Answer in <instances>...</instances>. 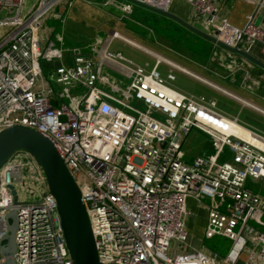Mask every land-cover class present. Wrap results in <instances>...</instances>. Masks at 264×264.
Segmentation results:
<instances>
[{
  "label": "built area",
  "instance_id": "2783aa9c",
  "mask_svg": "<svg viewBox=\"0 0 264 264\" xmlns=\"http://www.w3.org/2000/svg\"><path fill=\"white\" fill-rule=\"evenodd\" d=\"M73 1L32 0L24 8L25 0H0V130L26 127L51 143L78 188L99 264H218L214 254L186 246L189 198L208 201L203 238L230 241L222 264H264V196L246 183L264 180V138L222 114L215 100L168 86L176 72L204 81L116 32L84 53L56 46L42 24L59 20ZM132 1L168 12L174 0ZM179 1L189 8V24L246 54L257 45L264 60V31L251 16L237 28L214 0ZM114 39L153 64L146 69L109 52ZM192 130L209 139V151L186 161L182 147ZM39 168L23 151L0 166V237L13 210L14 264H72ZM25 171L43 194L14 205L8 186L22 185Z\"/></svg>",
  "mask_w": 264,
  "mask_h": 264
},
{
  "label": "rangeland",
  "instance_id": "374dc122",
  "mask_svg": "<svg viewBox=\"0 0 264 264\" xmlns=\"http://www.w3.org/2000/svg\"><path fill=\"white\" fill-rule=\"evenodd\" d=\"M102 1L104 0L73 1L65 9V12L59 20H50L54 24L50 40L61 49L84 53L89 47H98L101 45L103 40L109 37L110 32H116L135 45L152 51L178 64L191 73L225 88L219 81L206 76L198 68L202 65H207L208 62L176 46L172 42L164 40L158 34V30L168 29L162 27L158 22L156 15L159 14L134 4H131L128 13H124L121 11V8L125 2L113 0L112 6H103L101 4ZM186 9V5L180 1H175L170 6L171 12L183 18L186 16ZM51 22H48L49 26ZM219 50L217 51L219 52ZM108 51L118 52L121 56L139 66L148 64L146 69L153 64V59L150 56L120 40H111ZM210 54L211 56L217 55L213 50L210 51ZM213 70L215 71V68ZM158 71L163 76L165 67L160 65ZM106 74L112 78L118 77L109 70H106ZM174 78L175 80L168 85L171 88L195 98L201 96L211 98L215 100L217 109L226 110L232 115L235 114L234 105L214 91L207 89L190 77L178 72L174 73ZM205 151H209V139L201 133L192 130L183 143L182 156L184 160L188 161L195 155ZM246 183L252 192L264 196V180H252L248 178ZM42 188L43 185L36 180V176L28 171L24 172L22 185L18 184L14 187L17 200L20 203L38 201L43 194ZM203 202L205 203L206 201L204 200ZM186 220L191 230L186 243L187 248L201 249L206 253L214 254L219 260L218 264H222L221 260L230 248V241L220 236L205 239L203 238L202 229H200L201 227L197 219L189 214L186 216ZM249 248L248 244L241 252L238 258L239 261H247Z\"/></svg>",
  "mask_w": 264,
  "mask_h": 264
},
{
  "label": "water",
  "instance_id": "95a60500",
  "mask_svg": "<svg viewBox=\"0 0 264 264\" xmlns=\"http://www.w3.org/2000/svg\"><path fill=\"white\" fill-rule=\"evenodd\" d=\"M125 1L169 18L204 40L264 69L262 63L237 49L236 45L232 47L224 45L215 37L193 27L170 12L155 10L132 0ZM19 151L26 152L42 171L47 193L55 201L59 225L72 264H99L78 188L51 143L36 131L26 127L12 126L0 130V166ZM8 189L13 204H18L14 187L9 185ZM3 219L5 233L0 237V257L3 260L0 264H14L12 257L16 228L15 212L10 211Z\"/></svg>",
  "mask_w": 264,
  "mask_h": 264
},
{
  "label": "crops",
  "instance_id": "0c3cea01",
  "mask_svg": "<svg viewBox=\"0 0 264 264\" xmlns=\"http://www.w3.org/2000/svg\"><path fill=\"white\" fill-rule=\"evenodd\" d=\"M106 1L107 0L102 1L101 4L103 5ZM120 1L126 2L125 0ZM175 1L179 0H174L173 2ZM214 2L219 9L220 15L225 17L230 25L241 28L246 17L249 15L252 17V22L264 31V0H262L259 7H255L240 0H214ZM31 3L32 0H25L24 8H28ZM108 5L112 6V4ZM186 8L185 18L171 12L170 8L168 12L189 23V8L187 5ZM62 10V7H58L56 12H62ZM50 20L55 21L50 17L42 24V30L48 39L51 38L52 34V28L48 25V22H51ZM195 28L201 30L198 27ZM210 44L212 45L211 50L217 55L212 56L211 59L208 60L207 65H202L198 68L201 69L206 76L219 81L226 89L198 75L196 76L204 81V83L191 79L219 94L234 105V115L226 110L218 109L222 114L230 119L235 118L238 125L264 138V69L235 53L222 49L212 43ZM218 49H220L219 52L217 51ZM248 55L264 65V60L259 55L257 45L251 49ZM212 68H215V71ZM203 201L204 200L197 202L192 198L187 199L188 215L190 214L197 219L201 227L200 229L202 230L205 224L206 206L208 205V201L205 200V203ZM185 229L189 237L191 230L189 229L187 220H185Z\"/></svg>",
  "mask_w": 264,
  "mask_h": 264
},
{
  "label": "trees",
  "instance_id": "16d2710c",
  "mask_svg": "<svg viewBox=\"0 0 264 264\" xmlns=\"http://www.w3.org/2000/svg\"><path fill=\"white\" fill-rule=\"evenodd\" d=\"M156 18L162 27L168 28L162 31H157L158 34L164 38V40L172 42L176 46H179L189 53L196 55L206 62L211 59L212 56L210 51L212 49V45L208 41L192 33L169 18L160 15H156ZM53 26L54 24L51 22L49 27L52 28Z\"/></svg>",
  "mask_w": 264,
  "mask_h": 264
},
{
  "label": "bare ground",
  "instance_id": "6f19581e",
  "mask_svg": "<svg viewBox=\"0 0 264 264\" xmlns=\"http://www.w3.org/2000/svg\"><path fill=\"white\" fill-rule=\"evenodd\" d=\"M129 43L130 44H132V45H135L134 43H132L131 41H129ZM136 47H138V48H140L139 46H137V45H135ZM140 49H142V48H140ZM206 83V82H205Z\"/></svg>",
  "mask_w": 264,
  "mask_h": 264
}]
</instances>
